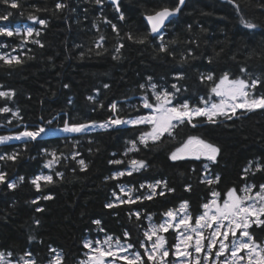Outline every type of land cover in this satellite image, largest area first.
<instances>
[{
	"label": "trees",
	"instance_id": "trees-1",
	"mask_svg": "<svg viewBox=\"0 0 264 264\" xmlns=\"http://www.w3.org/2000/svg\"><path fill=\"white\" fill-rule=\"evenodd\" d=\"M20 2L24 16L15 15L17 10L6 9L0 4V14L6 10L14 13L5 23L39 27L31 25L27 20L28 12L33 5L51 10L57 0ZM61 2L68 7L55 15L51 11L36 13L48 21L39 37L44 47L29 43L22 52L18 50L12 53L22 56L25 60L22 66L0 67V85L3 86L0 90H14L16 93L12 101L0 99V107H18L23 123L29 129L40 124L41 117L44 120L58 117L59 124L65 119L69 123L102 122L111 115L107 106L113 101L119 102L118 107L122 111L118 115L122 118L145 114L147 110L140 108L136 111L129 106L139 104L141 90L138 85L145 83L148 76L153 77L154 82L168 86L176 82L172 79L175 73H184L185 78L179 84L187 87L188 91L182 93L180 99H187L193 104L209 90L208 83L202 84L198 79L201 73L212 71L219 77L221 72L229 71L235 77L240 75L239 68L246 66L250 73L264 80V55H261L264 53V0H188L179 16L168 27L165 37L166 40L178 39L176 45H170V51L176 53L175 59L166 54H158L154 41L141 45L124 40L125 48L121 51L120 60L112 59L116 37L109 25L97 20L101 12L99 6L89 0ZM120 4L121 11L125 13V21L116 19L117 13L108 3L104 4L103 15L117 24L123 36L126 31H132L133 34L145 32L147 27L143 13L161 6H173L175 0H120ZM241 18L255 23L257 27L246 28ZM94 24H99L101 32L107 37L105 46L108 51L102 55H96L95 51L88 52L100 34L96 32ZM188 25H191V31ZM189 39L197 40L199 47L186 44L185 41ZM0 41L9 45L8 48L0 49V52L5 53L19 44L17 37H0ZM189 48L194 51L197 59L181 66L177 63L180 53ZM217 52L219 56H216ZM29 56L34 59H27ZM104 83L110 85L106 90L102 87ZM96 89H100L99 100L103 101L105 108L93 111L95 106L87 97L94 95ZM256 94H264V85L256 89ZM11 118V114H0V125H4L0 127V135H12L23 130L16 127L15 119L8 125L6 121ZM58 122L54 121V125ZM146 127L120 126L107 132L97 131L87 137L76 136L75 139H79L80 143L75 148L72 139L66 141L62 135L45 136L42 146L55 149L58 153L64 152L65 155L78 151L81 155L77 159L83 158L88 167L86 171H80L76 161L62 160L55 170L64 173L63 180L54 176L57 182L46 187L41 182L42 192H37L27 182L29 177L40 172L48 174L50 171L43 168L49 157L39 154V146L30 144L28 152L16 164L8 162L6 170L9 178L24 175L25 183L16 190L0 186V250H11L15 259L16 255L30 249L33 254H38L37 259L41 264H45L49 258L48 246L51 245L62 250L64 264H76L77 260L85 258L83 253L87 249L82 245L86 238H103L108 234L114 238L120 237L121 242H124L122 234L128 230L130 242L138 246L139 240L144 239L142 228L138 225L146 228L148 221L144 216L139 221L135 217L130 221L127 215L130 208L140 209L145 215L151 214L152 222L158 224L165 211L178 209L182 202L187 201L188 210L195 218L202 211L201 205L211 198L208 186L200 183L201 168L207 161L185 160L174 163L168 159V153L178 145L179 139L189 135H197L220 148L217 163L211 167L213 173L221 176L220 184L212 187L221 191L222 197L229 188L236 187L239 191L245 183L241 176L249 161L259 160L264 164V110L248 112L240 118L215 125L202 124L195 129L186 126L176 142L162 145L156 151L141 149L138 153H130L128 157L123 156L125 148L129 146L126 141L135 139ZM13 143L21 147L19 142ZM13 143L0 146V151H12ZM89 149L92 151L89 152ZM113 153L116 155L113 156ZM32 156L36 158L31 159ZM133 157L147 161L149 168L120 180L105 179L117 169L127 168V161ZM113 159H123L125 163L109 164ZM161 178L168 181L169 187L175 188L174 193L157 196L152 201L137 202L135 205H118L111 209L105 207V204L115 200L114 192L127 198L120 193L118 185L138 188L140 183H151ZM248 180L258 186L264 183V173H256L255 176L249 173ZM187 184L192 185L191 191L185 190ZM147 191L145 188L133 195ZM44 194H51L54 198L40 200L38 205L31 203ZM37 206L43 207L45 211L35 212ZM34 219L40 221L39 226L33 223ZM96 219L101 221L99 227L104 232L97 230L98 226L93 223ZM250 231L257 241L264 240V228L253 225ZM30 234L43 243L34 241L29 245L27 238ZM164 235L171 246L175 239L173 232L170 230ZM173 259L170 254L169 261Z\"/></svg>",
	"mask_w": 264,
	"mask_h": 264
},
{
	"label": "snow or ice",
	"instance_id": "snow-or-ice-1",
	"mask_svg": "<svg viewBox=\"0 0 264 264\" xmlns=\"http://www.w3.org/2000/svg\"><path fill=\"white\" fill-rule=\"evenodd\" d=\"M95 6L101 9L97 20L109 25L112 33L115 34L116 44L113 46L112 59L120 60L122 58L121 51L125 48L124 40L135 44H146L155 42L154 48L158 54H166L173 59L176 53L170 51V45H176L178 39L166 40L168 27L174 22L182 8L185 0H175L173 6H161L159 9H151L143 13L146 21L147 30L142 33L133 34L132 31H126L123 36L120 35V28L103 15V7L108 3L117 13L118 21H125V13L121 11L120 0H89ZM232 2V0H229ZM6 9H15V15L24 16V10L20 0H0ZM68 5L61 0H57L54 8L51 10L47 7L41 8L35 5L27 14V20L31 25H39V27L12 25L5 23L9 21L14 13L10 10L0 14V37L12 38L17 37L19 44L12 47L10 52H0V61L3 62L0 67L7 65L8 67L22 66L25 60L21 55H13L12 53L23 51L29 43L35 44L40 48L44 47L39 37L42 29L46 28L48 21L41 19L36 13L51 11L55 15L59 11L66 9ZM237 9L239 5H236ZM86 11V10H85ZM241 22L248 29H255L257 25L241 18ZM97 33H100L95 39L92 47L88 49L91 53L95 51L96 55H102L108 51L105 46L107 37L101 32L99 24H94ZM191 31V25H188ZM203 31V29H201ZM151 37V40L149 39ZM186 44H194L197 48L199 43L195 39L185 41ZM9 45L0 41V49L8 48ZM31 51V49H29ZM83 55V54H82ZM220 53L217 52L216 56ZM261 55H264L262 53ZM27 59H34L29 56ZM197 59L194 51L189 48L180 53V59L177 61L181 66ZM235 59V57H233ZM212 60L209 58V63ZM240 75L232 76L229 71H223L219 75L212 71L201 73L198 77L203 84L208 83V93L198 97L196 103H190L187 99H180L182 93L187 92V87L180 85L179 81L183 80L184 73L178 72L172 76L176 82L168 86L154 82L153 77H146L145 83L138 85L141 94L138 97V105H130L129 107L139 111L140 108L147 110L145 114L132 118H122L118 113L122 111L118 107L117 101L111 102L107 106V111L111 113L108 118L102 122L90 121L83 123H69L65 119L59 124L58 117L44 120L41 117V123L29 129L28 125L23 123V117L18 107L12 108L7 105L0 107V114H11V119L6 123L11 125L13 119L17 121L16 127L23 130L12 135H0V146L13 142H19L21 147H17L13 143V150L0 151V186H5L9 190H16L21 184L25 183V176L18 175L9 178L6 170L8 162L16 164L22 156L28 152L30 144L39 146V154L45 157L46 162L43 168L49 169V173L40 172L28 178L30 183L37 192H42L43 186L53 185L57 181L54 176L63 180L64 173L56 171L60 162L69 159L76 161L80 171H86L88 165L83 158L77 159L81 154L73 151L68 155L64 152H57L55 149H49L42 146L45 143V136L50 133L63 134L64 140L72 139L73 148L80 143L76 136H90L97 131H109L112 128H138L147 126L142 129L135 139L126 141L129 145L125 148L123 156L128 157L130 153L140 152L141 149L148 151H156L162 145L178 141L180 133L187 126L190 128L200 127L202 124L215 125L223 121H229L234 118H240L245 113L264 110V94L257 95L256 89L264 85L261 76L250 73L246 66L239 68ZM68 87V85H65ZM103 89H108L110 85L104 83ZM3 86L0 85V89ZM16 93L14 90H0V99L12 101ZM100 89L95 90L94 95H89L87 100L95 106L92 110L104 109L105 105L99 100ZM215 97V99H214ZM126 103V101H125ZM239 114V115H238ZM201 118H203L201 120ZM54 121L58 123L54 125ZM4 125H0L3 127ZM92 143L91 140L88 141ZM92 150L89 149V152ZM220 148L197 135H189L184 139H179L178 145L168 153V159L172 162H180L185 160H204L201 168L200 183L205 184L210 189V199L201 205L202 211L193 216L188 210L187 201L182 202L178 209H168L162 216L160 223L152 222V215H145L140 209H129L127 215L131 221L133 217L137 221L144 216L148 221L147 227L142 228V236L144 239L139 240L138 246L130 242L131 236L128 230L123 232L124 242L120 237L114 238L112 235L105 234L103 238L84 239L83 248L87 252L83 253L84 259L77 260L76 264H264V240L257 241L254 233L250 229L255 225L257 228H264V183L258 186L249 182L248 175L251 173H264V164L259 160L249 161L248 165L243 169L241 179L245 183L239 188L232 187L223 194L221 191L212 186L220 184L221 176L219 173H213L212 165L217 163L220 155ZM116 154L113 153V156ZM35 159V156L30 157ZM123 159H113L109 161L111 165L124 164ZM128 167L121 170L117 169L106 180H120L125 176H132L133 173H140L149 168L147 161L138 158H130L127 161ZM76 171L75 168L72 169ZM195 172V168L192 169ZM120 193L123 197L113 193L115 200L105 204L108 209L117 207L118 205H135L137 202L152 201L155 197H164L168 193H174L175 188L169 187L166 179H156L151 183H140L138 188L127 187L124 184L118 185ZM258 187V190H257ZM147 188L146 193L141 195H133L138 190ZM192 185H185L186 191H191ZM51 194H44L31 201L32 204L38 205L40 200H52ZM45 209L41 206L35 208V212L41 213ZM33 223L39 226L40 221L34 219ZM98 226L99 232L105 230L99 219L93 220ZM172 231L174 234V242L168 245V240L164 234ZM231 238V239H230ZM28 244L31 245L37 241L35 235L28 236ZM49 258L45 264H64V253L62 250L48 246ZM142 249L143 251H141ZM243 253V255H241ZM170 254L174 259L169 262ZM38 254H33L30 249H25L22 254L16 255L11 250H0V264H41L37 259ZM223 258V259H221Z\"/></svg>",
	"mask_w": 264,
	"mask_h": 264
},
{
	"label": "rangeland",
	"instance_id": "rangeland-1",
	"mask_svg": "<svg viewBox=\"0 0 264 264\" xmlns=\"http://www.w3.org/2000/svg\"><path fill=\"white\" fill-rule=\"evenodd\" d=\"M53 133H54V130H53ZM53 133H50L48 136H60V135H63V134H59V133H55V134H53ZM118 264H120V263L118 262Z\"/></svg>",
	"mask_w": 264,
	"mask_h": 264
},
{
	"label": "water",
	"instance_id": "water-1",
	"mask_svg": "<svg viewBox=\"0 0 264 264\" xmlns=\"http://www.w3.org/2000/svg\"><path fill=\"white\" fill-rule=\"evenodd\" d=\"M187 1H188V0H185V5H186ZM185 5H184V7H185ZM184 7L182 8V10L184 9ZM182 10H181V11H182ZM178 16H179V15H178ZM178 16H177V17H178ZM177 17H175V19H176ZM145 22H146V21H145Z\"/></svg>",
	"mask_w": 264,
	"mask_h": 264
},
{
	"label": "built area",
	"instance_id": "built-area-1",
	"mask_svg": "<svg viewBox=\"0 0 264 264\" xmlns=\"http://www.w3.org/2000/svg\"><path fill=\"white\" fill-rule=\"evenodd\" d=\"M241 255H243V253H241ZM170 259V256H169V258H168V260ZM221 259H223V258H221ZM169 262H171V261H169ZM120 264H122V262H119Z\"/></svg>",
	"mask_w": 264,
	"mask_h": 264
}]
</instances>
